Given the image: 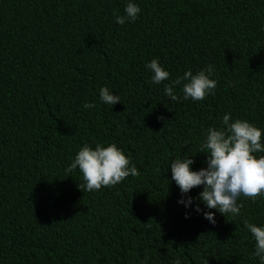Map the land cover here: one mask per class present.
I'll return each instance as SVG.
<instances>
[{
	"label": "trees",
	"instance_id": "obj_1",
	"mask_svg": "<svg viewBox=\"0 0 264 264\" xmlns=\"http://www.w3.org/2000/svg\"><path fill=\"white\" fill-rule=\"evenodd\" d=\"M136 2L118 25L125 0H0V264H258L243 221L264 223V199L213 225L177 203L168 165L225 112L264 128V0ZM153 58L172 79L214 65V93L170 101ZM85 143H116L138 174L83 192L65 168Z\"/></svg>",
	"mask_w": 264,
	"mask_h": 264
},
{
	"label": "clouds",
	"instance_id": "obj_2",
	"mask_svg": "<svg viewBox=\"0 0 264 264\" xmlns=\"http://www.w3.org/2000/svg\"><path fill=\"white\" fill-rule=\"evenodd\" d=\"M141 11L136 0H125L123 15L114 16L115 23L125 25L134 22ZM261 31H264V24L261 25ZM144 67L150 73L149 84L160 85L168 81L163 83L162 91L170 101H201L212 95L217 87L215 66L212 64H206L195 72L187 69L175 79L171 78L170 72L158 58L151 59ZM177 90L182 95H178ZM98 98L104 105L121 103L120 96L107 86L98 88ZM94 107V102L82 104L85 110ZM218 122V126L201 130L198 151L194 155L188 154V148L187 152L173 158L168 165L170 182H175L179 188L177 203L185 209L191 208L213 225L216 223V213L224 217L225 214L233 218L239 216L243 199H264V128L247 119L233 117L230 112L218 117ZM197 153L205 154V166L194 169ZM74 170H78L81 175L83 182L78 184V188L83 189V192L111 187L129 175L135 177L138 174L131 157L116 143H95L94 147L83 144L65 168V172ZM155 171H159L158 166ZM194 188L202 190L195 197L188 195ZM185 218H188L187 212ZM243 227L254 241L251 255L258 264H264V223L244 220ZM147 259L145 257L139 264H147ZM170 264H182L181 258L175 257ZM202 264H208V261H202Z\"/></svg>",
	"mask_w": 264,
	"mask_h": 264
}]
</instances>
